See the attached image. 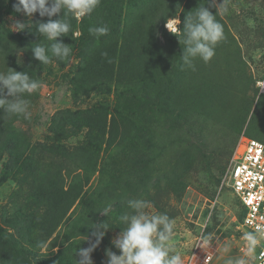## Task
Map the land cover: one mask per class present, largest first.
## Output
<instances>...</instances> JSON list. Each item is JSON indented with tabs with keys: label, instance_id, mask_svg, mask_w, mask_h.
Segmentation results:
<instances>
[{
	"label": "rangeland",
	"instance_id": "374dc122",
	"mask_svg": "<svg viewBox=\"0 0 264 264\" xmlns=\"http://www.w3.org/2000/svg\"><path fill=\"white\" fill-rule=\"evenodd\" d=\"M222 2L216 0L217 7H212L211 0H101L91 16L70 19L73 33L82 35L57 38L74 49L68 59L55 60L44 71L39 98L29 108L31 118L18 125L33 144L76 147L85 142L86 130H56L50 124L57 113L80 112L104 121L106 144L98 150L89 146L100 160L84 186L82 181L75 187L74 194L82 193L83 200H76L50 231L41 229L38 210L27 202L26 184L10 173L7 156L1 158L0 264L51 259L76 264V248L89 246L83 240L91 238L92 224L101 222L110 228L91 259L106 264V249L120 254L112 241L123 228L118 217L129 211V199L147 200L149 214L172 218L183 264L205 253L212 255L211 264H223L229 254L240 255L248 229L228 172L242 136L264 142V108L256 109L259 101L264 104V0H224L227 14L220 13ZM200 6L217 12L225 39L208 63L193 60V70L182 66L184 45L165 24L177 16L182 28L185 15ZM47 19L38 12L31 17L21 13L17 18L4 16L0 25L35 38V25ZM17 22L29 29L16 31ZM103 24L110 28L108 35L96 39L89 34L90 27ZM100 48L110 49L113 76L100 84L86 83L80 71L82 54ZM180 159L190 163L185 162L188 167L174 189L164 176ZM213 161L221 172L218 167L206 171V163ZM138 182L145 187L139 188ZM108 204L111 211L117 209V216L99 212ZM202 234L210 237L209 246ZM226 245L231 246L229 254L223 251Z\"/></svg>",
	"mask_w": 264,
	"mask_h": 264
},
{
	"label": "clouds",
	"instance_id": "9594fccd",
	"mask_svg": "<svg viewBox=\"0 0 264 264\" xmlns=\"http://www.w3.org/2000/svg\"><path fill=\"white\" fill-rule=\"evenodd\" d=\"M8 0H5L7 3ZM101 0H15L12 5L15 13H22L31 17L39 13L40 17H47V22H39L35 29L40 37H45L51 42L49 45L36 44L31 47L33 58L42 65H49L56 60L64 61L71 55L70 45L58 41V37L69 36L73 33L71 18L82 20L91 16L100 6ZM211 6L217 7L216 0H211ZM221 14H227L228 8L224 0L219 5ZM61 13H63L61 15ZM58 17L57 19H52ZM177 16L167 19L165 27L176 37L179 35L180 42L184 45L181 54L182 66L187 65L195 70L192 63L200 59L208 63L216 54L217 45L225 39L223 25L217 20L216 14H212L208 8L200 6L195 12H188L183 20L182 28ZM29 29L26 23L17 22L14 25L16 31ZM90 35L99 39L110 32L107 24L90 27ZM75 37L82 35L74 32ZM73 35H70L73 39ZM107 57V52L101 53ZM5 60V56H4ZM6 72H0V109L8 115L31 118L30 101L26 96L36 93L42 84L33 79L26 72L15 71L7 67ZM258 99V97H257ZM150 202L144 199H129L127 207L129 211L118 217L120 232L112 241L120 254L106 249V264H183L182 253L177 248L174 235V222L167 213L149 214L146 210ZM112 205L108 204L101 212L108 216ZM264 220V216L261 217ZM207 227L208 221H204ZM91 238L86 236L83 241H88L86 248H76L75 254L79 257L76 264H93L91 253L100 245L107 230L110 228L105 222L92 224ZM201 239L207 246L210 245V237L202 234ZM243 244L240 255L233 256L231 246L223 248L224 253L229 254L223 264H259L264 260V252L258 249L264 247V223L256 225L254 231H244ZM212 257L204 260V264H211Z\"/></svg>",
	"mask_w": 264,
	"mask_h": 264
},
{
	"label": "trees",
	"instance_id": "16d2710c",
	"mask_svg": "<svg viewBox=\"0 0 264 264\" xmlns=\"http://www.w3.org/2000/svg\"><path fill=\"white\" fill-rule=\"evenodd\" d=\"M14 3L15 0H8L7 3L5 0H0V20L4 16L17 18L21 15V13H15L12 7ZM41 43L47 46L51 42L47 41L45 37H40V35L35 38H31V34L19 36L0 25V72H6L7 67H9L15 71L26 72L33 79L41 82L42 75L50 64H40L38 60L33 58L31 51V47ZM65 44L70 45L68 42ZM70 47L72 50L74 49L72 44ZM103 52H107V57L101 55ZM109 52L110 49L100 48L91 54H82L80 71L84 82L100 84L111 80L113 68ZM55 60L53 58V62ZM26 98L30 101L31 107L39 98V92L26 96ZM262 108H264L263 101H259L256 109ZM25 120L23 116H10L4 113L3 109H0V160L4 155L7 156L10 173L15 172L17 180L23 181L27 186L28 192L25 196L27 202L38 210L41 229L50 231L54 229L56 223L66 216L76 200H83L84 196L80 197L82 193L74 194V190L82 181L81 187L84 186L87 179L86 175L95 170L98 160H100L98 156L93 155L92 151H89V146L93 150H98L106 144L104 121L93 115H82L80 112L57 113L50 124L52 129L69 127L79 132L86 130L85 142L82 145L66 147L53 142L33 144L28 131L18 125ZM185 162L187 165L190 163L187 159H180L179 163L174 165L173 169H169L164 176L168 186L173 185L176 189L175 187L181 182L180 175L188 167ZM205 167L208 169L207 172L216 167H218V172L222 170L216 161L211 164L206 163ZM138 184L139 188L145 187L142 182H138ZM111 197L113 199L114 196ZM110 213L117 216V209ZM79 214L81 215V213ZM29 257L35 262L37 261L34 253H31ZM37 262L40 264H58L54 259Z\"/></svg>",
	"mask_w": 264,
	"mask_h": 264
},
{
	"label": "built area",
	"instance_id": "2783aa9c",
	"mask_svg": "<svg viewBox=\"0 0 264 264\" xmlns=\"http://www.w3.org/2000/svg\"><path fill=\"white\" fill-rule=\"evenodd\" d=\"M228 176L230 189L244 210L242 224L249 231H254L256 225L264 223L261 220L264 216V142L242 136L231 156ZM258 251L264 252V247ZM209 256L212 257L209 253L199 255L189 264H204ZM259 264H264V260Z\"/></svg>",
	"mask_w": 264,
	"mask_h": 264
}]
</instances>
